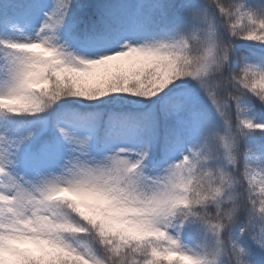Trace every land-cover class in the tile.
<instances>
[{"label": "snow or ice", "instance_id": "obj_1", "mask_svg": "<svg viewBox=\"0 0 264 264\" xmlns=\"http://www.w3.org/2000/svg\"><path fill=\"white\" fill-rule=\"evenodd\" d=\"M0 264H264V0H0Z\"/></svg>", "mask_w": 264, "mask_h": 264}]
</instances>
